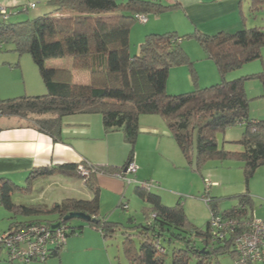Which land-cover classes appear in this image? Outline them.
<instances>
[{"label": "trees", "instance_id": "16d2710c", "mask_svg": "<svg viewBox=\"0 0 264 264\" xmlns=\"http://www.w3.org/2000/svg\"><path fill=\"white\" fill-rule=\"evenodd\" d=\"M263 2L250 0L251 12L259 9ZM48 4L53 7L51 11L26 20L11 22L10 16L0 19V43L11 41L18 53L28 52L47 87L42 94L0 98V117L22 118L28 127L59 141L65 116L100 114L105 132L122 131L131 145L128 158L121 168L134 158L142 114L165 117L183 155L197 168L210 158L229 156V152L219 149L215 134L229 126L242 124L246 131L242 139L245 151L241 157L245 161L248 179L264 163V119L250 117L244 79H224L228 71L262 58L264 28H242L235 32L219 31L215 34L199 29L180 35L176 31L150 32L145 35L139 54L132 55L131 23L138 21L137 15L161 14L178 8L180 3L165 4L162 0H49ZM29 7L26 6L25 10L28 11ZM187 37L199 40L207 57L215 61L223 80L208 87L172 95L167 90L171 68L192 64L182 46V40ZM64 57L72 58L71 66L47 65L50 59ZM74 69L88 71L90 81L73 82ZM192 71L195 78L196 70L192 68ZM260 78L264 87V72ZM93 166L98 172L84 179L92 192L89 199L65 197L51 203L31 205L13 201L14 194L30 198L41 196L47 188L39 186L42 182L54 178L82 177L77 163L32 169L24 185L8 177H0L3 206L26 216L25 220L12 221L7 230L13 226L31 224L53 227L58 222L68 226L64 217L71 212L83 211L95 219L89 221V225L107 237L111 231H115L117 223L101 214L100 187L96 176L98 173H108L114 167L97 163ZM136 185L138 195L151 205V214L147 217V223L140 227L139 247L130 236L124 240V251L130 264H164L167 249L163 243L175 241L181 242L183 247L173 250L172 264H189L193 256L197 258V264H207L214 253L223 251L236 257L232 236L213 241L211 219L206 230L192 227L181 203L166 205L159 194L151 191L159 185L151 188H144L140 183ZM251 201L252 196L246 194L238 205L225 211L218 208L215 197H211L208 204L212 213L224 218H243L253 216L248 208ZM124 204L121 202V205ZM51 216L55 218L50 219ZM70 228L72 231H68V236L82 233L84 226L76 227L79 231L75 227ZM197 241L205 246L200 249ZM63 247H51L44 262L60 255ZM0 248H3L2 245ZM202 249L205 251L202 252Z\"/></svg>", "mask_w": 264, "mask_h": 264}, {"label": "rangeland", "instance_id": "374dc122", "mask_svg": "<svg viewBox=\"0 0 264 264\" xmlns=\"http://www.w3.org/2000/svg\"><path fill=\"white\" fill-rule=\"evenodd\" d=\"M247 1L244 0V6ZM0 3L9 6L11 22L26 20L53 9L47 0H0ZM32 3H35L37 8L31 7ZM26 6H30L28 11L25 10ZM47 7L48 10H46ZM2 17L3 15L0 14V19ZM152 17H155V15H149V19H152ZM244 20H246L244 28H264V2L255 12L250 10V13H248L246 11ZM153 23L155 22L153 21ZM142 25L146 24L140 21L131 23L130 52L132 55L140 52V46L144 40V37H141ZM185 29L183 28L182 32H186ZM166 31L172 30L162 28V30L155 32ZM136 32L139 34H136ZM182 46L189 54L192 64L185 63L171 68L167 82L169 94L186 93L196 88H204L222 82L223 76L215 61L207 57L198 39L193 37L184 38ZM15 47L16 45L11 41L0 43V91L3 93L8 91V87H24L28 83L27 79H30L31 73L26 63L27 59L30 65L35 67V71L37 69L31 55L28 52L20 55ZM20 57L22 64L17 66V60ZM55 64L67 66L72 64V58H53L47 61L49 67L57 66ZM209 67L216 68L217 79H212ZM192 68L196 70L195 78ZM263 72L264 47L262 48V58L249 61L242 67L230 70L224 75V79L227 81L236 78L244 79L245 91L249 100V114L251 118L257 120L264 119V87L260 78V74ZM36 73L38 75V69ZM82 79L77 78V80ZM79 82L81 83V81ZM189 86L190 89L187 90ZM139 120L141 128H155L157 134L152 136L146 130L140 128L134 155L137 157L140 153L142 161L146 160L145 167L140 171L138 169L136 173L127 175L132 181L129 183L127 180H123L125 186L118 197L108 192L102 197L101 214L111 222L117 223L115 224V231H111L107 237H104L99 229L89 225V221L73 218L67 221L69 232L72 231L70 227L84 226L83 232L69 235L60 255L52 256L46 262L33 261L25 263L14 260V264H130V260L124 251V240L126 236H130L136 246L139 247L141 242L140 227L147 223V217L151 214V205L138 195L134 180L157 182L158 188H153L151 191L159 194L166 205L174 206L181 203L192 227L207 229V224L212 217V211L208 204L211 197H215L218 208L225 211L238 205L242 196L250 194L252 201L248 207L249 213H253L259 219H264V163L248 179L245 173V161L241 157V153L245 151V146L242 143L246 131L245 125L236 124L217 131L215 138L219 149L229 152L230 155L210 158L197 168L195 164H190L187 161L174 138L165 137V129H169L165 117L160 114H142ZM0 122L13 123V121L6 118L0 119ZM167 149L168 151H166ZM130 150L131 145L127 142L126 149L117 150L115 159L112 161L114 168L107 174L118 176V172L125 164ZM136 175L142 179L137 180ZM82 181L85 183L83 176L73 180L78 187V184ZM24 184L25 182L22 185ZM48 185L50 186L45 189L41 196L30 198L14 194L12 196L13 201L31 205L44 202L51 203L65 197L86 198L82 190H77L79 189L77 186L71 189V187L65 185V180L62 178H54L39 184V186ZM124 192L125 197H122ZM121 198L128 204L127 209H124L121 205ZM27 218L30 219V217ZM49 218L54 219L55 217L51 216ZM25 219L26 216L23 214L6 209L0 198L1 230H7L12 221ZM76 229L77 231L80 230L79 228ZM71 239L76 240H74L72 248L69 249L68 242ZM163 244L167 249L164 254V264H172L173 250L183 247V245L179 241L164 242ZM197 246L201 249L205 245L203 242L197 241ZM0 264H11L8 253L4 248H0ZM189 264H197V258L193 256ZM207 264H236V262L235 257L230 252L223 251L214 253ZM255 264H264V262H256Z\"/></svg>", "mask_w": 264, "mask_h": 264}, {"label": "crops", "instance_id": "0c3cea01", "mask_svg": "<svg viewBox=\"0 0 264 264\" xmlns=\"http://www.w3.org/2000/svg\"><path fill=\"white\" fill-rule=\"evenodd\" d=\"M48 1L49 0H47V2ZM162 1L165 2V4L178 2L180 6L161 14H152L155 15L152 19H149V15H151L149 14L148 21L144 23L146 25L141 26V37H145V35L150 32L160 31L162 28L176 31L179 35L192 32L195 29L202 30L208 34H215L219 31L235 32L244 28L246 25V20H244L245 13L246 11L250 13V0L245 3V6L244 0ZM35 8H37V6ZM245 8L247 9L244 10ZM46 10H48V7ZM153 21L155 23H153ZM183 28H186V32H182ZM136 34L139 33L136 32ZM22 54L23 53L20 55ZM137 54H139V52H137ZM17 61V66H21V57L18 58ZM26 63L31 73L30 79H27L28 83H26L24 87H8V91L4 93L0 91V97H14L23 94L37 95L47 91V87L41 75H39L40 73L37 75V69L35 71V67L30 65L28 59ZM55 65L61 66L60 64ZM67 66H71V64ZM209 68L211 69L212 79H217L215 74L216 68ZM77 78L83 79L77 80ZM79 81H81V83H88L90 81V73L86 70L74 69L73 82L80 83ZM189 89L190 86L187 90ZM99 116L100 114L87 113L65 116L63 118L62 136L59 141H55L51 136L33 127H28L22 118L17 116L0 117V119L6 118L9 119V121H13V123L0 122V177H8L18 184H23L31 170L37 167H52L65 163L79 164L84 160L92 164L97 163L114 167L112 161L115 159L116 152L120 149H126L127 141L122 131L105 132L101 117ZM142 129L146 130L152 136L157 134L155 128L142 127L141 130ZM165 137L173 138L171 132L167 128L165 129ZM166 151H168V149ZM140 157L139 153L137 157L134 155L133 158L138 165L139 171L146 165V160L142 161V157ZM136 178L137 180L142 179L138 175H136ZM64 180L65 185L71 187V189L77 186L73 182L74 179ZM96 182L100 187L101 211L102 197L105 196L106 192L118 197V194L122 192L125 186V181L117 175L98 173ZM78 185L79 187H77L79 189L77 190H82L86 195L84 199L91 198L92 192L87 188L86 184L82 181V183ZM49 186L50 185L47 187ZM123 195L122 197H125V192ZM120 200L124 202L122 198ZM74 240L76 239H71L68 242L69 249L72 248Z\"/></svg>", "mask_w": 264, "mask_h": 264}, {"label": "built area", "instance_id": "2783aa9c", "mask_svg": "<svg viewBox=\"0 0 264 264\" xmlns=\"http://www.w3.org/2000/svg\"><path fill=\"white\" fill-rule=\"evenodd\" d=\"M30 6L35 7L36 4L32 3ZM8 7L0 3V13L4 17L10 16ZM137 20L146 23L148 16L138 14ZM78 171L84 179L91 173L98 172L96 167L86 160L78 164ZM137 171L138 165L132 159L125 167L121 168L118 176L130 183L132 180L127 175ZM134 182L140 183L144 188L158 186L153 181L134 180ZM123 208L127 209L128 204H124ZM68 231L69 227L63 224L56 228L47 224L13 226L9 230L0 229V245L7 251L11 264H14V260L25 263L33 260L45 261L51 247H61L67 243ZM211 231L215 242L232 236L237 251L236 264L264 262V219H259L255 215L243 218L237 216L224 218L220 214L212 213Z\"/></svg>", "mask_w": 264, "mask_h": 264}, {"label": "water", "instance_id": "95a60500", "mask_svg": "<svg viewBox=\"0 0 264 264\" xmlns=\"http://www.w3.org/2000/svg\"><path fill=\"white\" fill-rule=\"evenodd\" d=\"M73 218H81V219L86 220V221L95 220V219L92 218V216L90 214H88L86 212H83V211L71 212L68 215H66L63 220L64 221H68V220L73 219ZM60 225H61V223L58 222V223L54 224L53 227L56 228V227H58ZM204 251L205 250L202 249V252H204Z\"/></svg>", "mask_w": 264, "mask_h": 264}, {"label": "clouds", "instance_id": "9594fccd", "mask_svg": "<svg viewBox=\"0 0 264 264\" xmlns=\"http://www.w3.org/2000/svg\"><path fill=\"white\" fill-rule=\"evenodd\" d=\"M148 16V15H147Z\"/></svg>", "mask_w": 264, "mask_h": 264}]
</instances>
